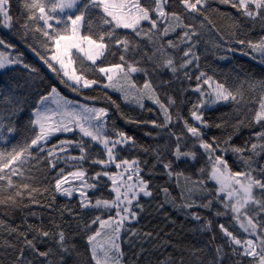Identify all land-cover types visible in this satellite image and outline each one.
Segmentation results:
<instances>
[{
    "label": "snow or ice",
    "instance_id": "snow-or-ice-1",
    "mask_svg": "<svg viewBox=\"0 0 264 264\" xmlns=\"http://www.w3.org/2000/svg\"><path fill=\"white\" fill-rule=\"evenodd\" d=\"M175 0H24V9L27 12L26 19L20 24L23 30V35L26 36L29 32L41 33L46 38L44 48L50 51V56H42L36 49L32 51L43 61L45 65L61 79V83L65 84L72 91L78 92L81 88H90L99 83L96 79H88L87 71H98L106 77L108 83L103 87H111L116 90V84L113 83L114 77L130 78L131 73L144 72L147 75L148 70L139 68L135 63H129L125 59V54L130 51H136L140 45L129 39L127 35H121L119 30H130L137 37H146L150 42L155 43L154 36H168L175 32L177 28L185 29L178 42L168 40L167 47L178 49L181 43H186L189 47L183 51V59L179 64V68H187L193 64V61L199 60V57L193 52L195 43L193 37L199 35L192 24L184 23L183 16L177 11H170L172 3ZM184 13L189 15L196 14L204 16V20L208 17L204 15L208 0H178ZM221 4H228L237 9L243 16L247 17L252 22L259 21L264 25V0H218ZM9 0H0V18L3 20V26L11 27L13 17L9 14ZM218 11V10H214ZM194 18V17H193ZM211 23V21H208ZM147 23V27H145ZM203 26V22H201ZM235 43L247 45L254 51H259L264 57V39L253 43L238 39ZM5 42L0 39V45ZM114 47L123 51L120 55L121 63L109 65L107 67L97 66L98 59L104 57L109 48ZM11 47V45H8ZM31 47V46H29ZM233 51V49H229ZM157 53H160L164 58L159 62V66L169 69L172 73H176L179 69L176 65L175 58L167 53L164 45H160L151 55L145 53L149 60H154ZM114 54V53H113ZM224 58V57H221ZM79 61V64H77ZM53 62L56 66H54ZM90 62V64H88ZM264 63V59L261 60ZM22 65L29 73H36L35 77L39 78L38 69L23 62L22 56L12 58L0 52V73L9 69L13 65ZM199 67V64H196ZM62 73V76H61ZM185 76L191 79V76L186 72ZM66 77L67 79H63ZM197 81H202L194 89L200 94L201 99L193 105L190 115L195 124H189L187 120H183L184 128L192 138L198 142L209 157L212 163L209 178L214 180L218 185V193H224V208L226 212H217L219 215L232 214L233 221L244 234L243 238L234 234L224 224H219L218 227L226 238V244L231 249L234 256H245L251 258L253 264H264V165L259 168L253 167L255 161L253 156L264 154V131L256 134L259 143L245 145V147H229L221 149L219 144H216V138H212V142L205 141L204 133L201 131V126L204 128L211 125L204 119L202 109L206 106H212L220 102H235L239 103L243 99L242 95L237 91L234 92L227 88L224 83L215 81L213 77L208 76L201 71L195 77ZM25 83H29L26 81ZM203 85H208L210 91H203ZM24 84L18 83L15 78H10L0 82V139H5L4 132L7 127L9 134H15L18 129L15 124V118L24 111L25 106L29 101V96L22 94L21 89H24ZM138 93L132 97L136 103L143 107L141 100L147 96L153 99L164 115L162 124L154 126L164 128L173 123V117L170 112V105L176 101L169 98V105L161 103L157 97L156 90L151 81H146L141 89H136L135 84L131 85ZM25 91H27L25 89ZM239 96V99H238ZM207 97V99H204ZM128 95H125V100H128ZM114 103V102H113ZM51 105H54L51 106ZM118 107V106H117ZM31 118L26 125V128L31 130V135L28 136L23 144L13 145L11 150L0 149V180H6L7 185H13L11 176L22 174L18 173V169L39 153H46L45 159L50 160V167L56 168L57 161L60 157L57 152H66L69 147L75 145L79 149L81 155L79 157H71L72 160L82 162L90 158L88 156L89 146L85 144L84 138H90L91 142L98 143L103 146L106 153L105 159H93L92 163L103 166L104 169L114 165L115 168L121 169L120 173L110 174L107 170L97 172L93 179L99 180L103 175L108 177L112 183V191L115 193V199L102 200L96 199L93 202L87 197V192L82 189L96 187L95 184H88L85 179L86 172L77 170L64 175V170H59L58 178L55 182V190L62 195L71 197L73 189L70 187H62L68 183V176L81 182L80 189V205L82 208H95L115 210V217H109L107 220L96 216L91 224H98L99 229L93 230L91 235L87 236L88 253L93 264H120L123 257V252L117 242L120 232L125 227V221L135 219L136 213L132 211V200L137 199L141 193L144 196H151L152 192L148 190V184L142 178H137L135 184H128L127 181L132 180L133 174L140 171L137 161L120 160L117 162V154L114 150L122 144L133 142V138L127 136L124 132L116 131L113 128L114 136L109 135L106 129L108 111L105 108L89 107L86 104L72 101L62 96L55 86H50V91L46 95H39L36 99L33 108L31 109ZM8 120L7 125L5 120ZM177 119H182L177 113ZM254 121L257 124H264V96L259 101V110L254 116ZM241 123H243L241 121ZM221 127V125H215ZM79 132L80 139L78 141L66 139L61 140L57 145L48 148L49 139L57 133H73ZM175 136L177 147L174 154L177 159L188 157L192 160L196 159V154L191 151H180L179 142L181 136L171 133ZM231 138H229L230 140ZM227 144L228 141H225ZM216 144L214 147L213 145ZM232 151L238 154L239 159L244 165L243 171L233 172L224 159L223 153ZM250 151L253 155L245 158L243 153ZM216 152H221L222 155H215ZM165 168H171V164H165ZM9 170L5 172V170ZM203 171V170H201ZM254 173H257L254 175ZM126 174V175H125ZM171 174V173H169ZM28 188L29 185H23ZM121 188L125 191L122 193ZM138 188V191H133ZM167 193V189L164 190ZM129 193H132L129 198ZM259 193V195H257ZM21 195V193H17ZM8 201L15 203L14 198L9 196ZM226 201V202H225ZM3 203V201H0ZM193 204H186L184 207H192ZM202 207H211V201ZM140 210H143L142 205H138ZM118 218V219H117ZM193 218L200 220L199 215H193ZM4 222L0 221V225ZM110 228L112 235H108L104 243L97 241L98 237L102 236L103 229ZM90 227V225H86ZM212 222L209 220L201 230L210 231ZM28 231L33 233L32 238H28V232L19 231L17 228H10L11 233H15L17 239L22 238L23 246L17 249V245L11 242H6L8 248L17 249V255L14 264H34L33 259L26 256L28 252L33 257L44 258L47 264H53L52 260L48 259L52 255V249L41 251L37 247V242H44L42 238L53 237L49 231L34 225H27ZM59 228V226H57ZM135 235V232H133ZM54 238L59 245L61 251L68 255L69 248L65 246V233L60 230L55 233ZM74 247V246H72ZM216 255L210 264H225L228 253L224 251L223 246H218L215 250ZM79 255V253H77ZM60 264H66L65 257L60 258ZM239 264V262H235Z\"/></svg>",
    "mask_w": 264,
    "mask_h": 264
}]
</instances>
